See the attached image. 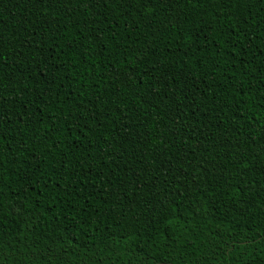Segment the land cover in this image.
Listing matches in <instances>:
<instances>
[{"label": "trees", "instance_id": "16d2710c", "mask_svg": "<svg viewBox=\"0 0 264 264\" xmlns=\"http://www.w3.org/2000/svg\"><path fill=\"white\" fill-rule=\"evenodd\" d=\"M0 264H264V0H0Z\"/></svg>", "mask_w": 264, "mask_h": 264}]
</instances>
